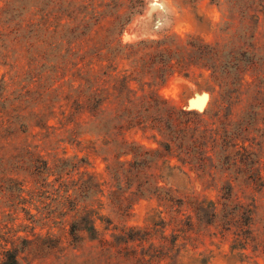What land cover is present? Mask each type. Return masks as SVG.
<instances>
[{"label":"rangeland","instance_id":"obj_1","mask_svg":"<svg viewBox=\"0 0 264 264\" xmlns=\"http://www.w3.org/2000/svg\"><path fill=\"white\" fill-rule=\"evenodd\" d=\"M84 218L96 241L71 236ZM9 251L264 264V0H0V264Z\"/></svg>","mask_w":264,"mask_h":264},{"label":"trees","instance_id":"obj_2","mask_svg":"<svg viewBox=\"0 0 264 264\" xmlns=\"http://www.w3.org/2000/svg\"><path fill=\"white\" fill-rule=\"evenodd\" d=\"M165 53L169 57V56H171L172 50H166ZM172 60H173V58L171 56L169 62H172ZM169 62L166 64L168 69L174 68V65H176L178 68L183 66V62L181 60H178L175 64H172V65H170ZM127 97H125L124 95L122 96V93H121V95L116 97V99H118L119 103L129 102V99H127ZM149 99H151V98H149ZM89 100L90 99H88V101ZM77 102L78 101L76 100V103ZM228 102H230V103L233 102V98L231 96H230V100ZM77 104H79V102ZM177 114L178 115H187V116H190V115L197 116L198 115V113L196 111H189V112H186L183 110L171 111L169 116H168V120L172 121L174 119V123H175V120L178 121V119H175ZM167 130L168 131H165L164 129H159V132L161 133V135L166 136V138L169 140V142H167L164 146L165 150L168 153L172 154L173 153V144H175V143H178V145H177L178 150H182L184 146H183V144H181V141H183V139H180V137L182 135L178 133L179 131L177 129V126L176 125L168 126ZM188 130H190V129L188 128ZM193 138L194 137H192V141H191L192 145L184 149L187 152V154H189V156H191L193 153H195L196 152L195 149L197 148L196 140ZM145 154L148 155L149 152L146 151ZM139 160H141V161H135L136 163H133L131 166L132 170H134V171H136L138 169L136 172H138L140 170V168H138V167H141V164H143V165L146 164V159L143 158V156H139ZM124 171L128 172V170H126V169ZM95 230L96 229L94 226V221L91 219L89 220L87 218H84L81 221V223H74L71 226V236L74 239H77V238L80 239L81 233L86 232L88 234V236H90V235H92L91 232H96ZM90 239L92 241L97 240V238L91 237V236H90ZM105 244H108V242H105ZM2 264H19L18 252H16V251L7 252L5 255V260L3 261Z\"/></svg>","mask_w":264,"mask_h":264},{"label":"bare ground","instance_id":"obj_3","mask_svg":"<svg viewBox=\"0 0 264 264\" xmlns=\"http://www.w3.org/2000/svg\"><path fill=\"white\" fill-rule=\"evenodd\" d=\"M204 102H205V100L201 101L200 103H199V102H198V103H197V102H193V100H192L191 103H190V107H191L192 109H194V108L192 107V104L195 105V103H196V104H201V105H202L201 107H203Z\"/></svg>","mask_w":264,"mask_h":264},{"label":"water","instance_id":"obj_4","mask_svg":"<svg viewBox=\"0 0 264 264\" xmlns=\"http://www.w3.org/2000/svg\"><path fill=\"white\" fill-rule=\"evenodd\" d=\"M201 106H202L201 104H196V103H195V105L192 104V107H193L194 109H198V110H200V109L202 108Z\"/></svg>","mask_w":264,"mask_h":264}]
</instances>
